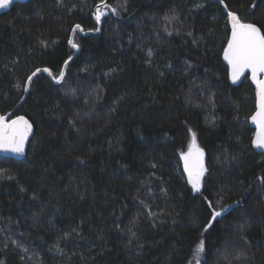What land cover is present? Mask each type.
Returning <instances> with one entry per match:
<instances>
[{"label": "trees", "instance_id": "16d2710c", "mask_svg": "<svg viewBox=\"0 0 264 264\" xmlns=\"http://www.w3.org/2000/svg\"><path fill=\"white\" fill-rule=\"evenodd\" d=\"M104 1L100 34L75 32L63 81L39 73L16 111L35 131L25 157L0 156V264H264L256 87L231 83L223 5ZM224 2L264 25V0ZM100 3L27 0L0 14L1 114L37 68L59 75L75 25L99 28ZM189 129L207 156L199 192L181 155Z\"/></svg>", "mask_w": 264, "mask_h": 264}, {"label": "snow or ice", "instance_id": "6c2138e0", "mask_svg": "<svg viewBox=\"0 0 264 264\" xmlns=\"http://www.w3.org/2000/svg\"><path fill=\"white\" fill-rule=\"evenodd\" d=\"M12 3V0H0V9H6ZM220 3L227 8L224 0ZM256 5L253 4V8ZM110 8L109 5L103 3L97 5L95 11V20L97 23L106 15L103 10ZM113 13L115 8H111ZM228 23L230 24V36L227 39V46L223 49V59L227 62L230 70V75L233 83L238 81L245 72L251 73V79L257 89V106L255 113L251 116L252 122L256 125V133L253 139V144L257 147L264 148V25H259L258 22H248L241 20L240 16L235 12H228ZM79 30L84 31L80 24H76L73 32ZM91 31V29H89ZM95 31H99L96 28ZM68 44L73 48H79V45L69 39ZM151 55V53H149ZM71 60V57H69ZM68 61L64 62L67 67ZM47 73L55 80L56 83H61L65 77V71L62 67L58 76H53L51 68H37L30 76L27 77L24 84V91L29 90V85L33 82V77L37 73ZM32 124L25 116H15L11 118L5 115H0V150L9 151L16 154H23L25 150V142L29 134L32 132ZM191 133V142L188 145L186 152H183L182 158L184 161V171L187 174L188 182L195 192H199L201 188V179L207 171L204 164V150L197 144L196 133L188 130ZM211 208V202H209ZM213 210L211 219L204 231H207L212 226L213 221L220 217L222 212ZM204 251V241L200 240L196 246L195 255L198 257Z\"/></svg>", "mask_w": 264, "mask_h": 264}, {"label": "water", "instance_id": "95a60500", "mask_svg": "<svg viewBox=\"0 0 264 264\" xmlns=\"http://www.w3.org/2000/svg\"><path fill=\"white\" fill-rule=\"evenodd\" d=\"M25 1H27V0H12V3L9 5V7L8 8H6V9H0V14H2V13H4V12H7V11H9V10H11L12 9V7L14 6V4H16L17 2H25ZM214 1H219L220 2V0H214ZM104 4H107V1H104L103 2ZM225 3V2H224ZM101 4V3H100ZM99 4V5H100ZM226 4V3H225ZM223 5V4H222ZM97 7V6H96ZM223 7H224V5H223ZM224 9H225V11H226V13H228V12H233V11H231V10H229L228 9V7L227 8H225L224 7ZM95 11H96V8H95ZM94 18H95V12H94ZM96 21V20H95ZM97 22V21H96ZM98 24V26H99V31H93V30H91V31H89V30H84L83 32H80L79 30H77V31H79L81 34H83V35H86V34H94V35H99L100 34V32H101V26H102V23H101V21L99 22V23H97ZM259 26V25H258ZM74 35H75V32H73V30H72V34H71V38L70 39H73L74 40ZM227 46V45H226ZM74 50H75V54L71 57V60H67L68 61V65L71 63V61H73L78 55H79V53H80V46H79V48L77 49V48H74ZM223 61L227 64V62L223 59ZM68 65H67V67H68ZM67 67H65V66H63V68H64V71H65V73H66V70H67ZM43 68H46V67H43ZM43 68H40V69H43ZM39 73H37V75H38ZM47 74V73H46ZM48 75V74H47ZM229 75H230V70H229ZM54 76V75H53ZM247 76H249V79L252 81V79H251V73L250 72H245V74L243 75V76H241L240 77V79L238 80V81H236L235 83H233V81H232V79H231V75H230V80H231V83L233 84V85H239V84H241L243 81H244V79L247 77ZM36 77V76H35ZM35 77H33V79L35 78ZM51 78H52V76H50ZM261 78H264V77H261ZM52 80L55 82V80L52 78ZM56 83V82H55ZM252 83L255 85V83L252 81ZM29 87H30V85H29ZM255 87H256V85H255ZM29 91V90H28ZM28 91H26L25 92V95H24V97H23V99H22V101L14 108V109H12L10 112H8V113H6V114H1L0 113V115H5V116H8V117H11V118H15V116H25V115H22V114H19V115H16V111H17V109H18V107L20 106V104H22V102L24 101V99L26 98V95L28 94ZM256 93H257V89H256ZM256 106H257V94H256ZM256 111V110H255ZM255 113V112H254ZM253 113V114H254ZM252 114V115H253ZM251 115V116H252ZM26 117V116H25ZM28 120H29V122L32 124V122L30 121V119L28 118V117H26ZM250 125L253 127V129H254V136H255V133H256V130H257V128H256V125L252 122V120H251V117H250ZM32 126H33V124H32ZM34 131H35V128H34V126H33V128H32V132L29 134V136H28V139H27V141L25 142V150H24V153L23 154H16V153H13V152H9V151H3V150H0V156H9V157H14V158H17V159H22L23 157H25V155H26V153H27V149H28V146H29V144H30V141H31V139H32V137H33V135H34ZM254 139V138H253ZM254 145V144H253ZM254 148L257 150V151H259V152H262V153H264V148H261V147H257V146H255L254 145ZM204 164H205V166H206V158H205V155H204ZM186 174V173H185ZM187 175V174H186Z\"/></svg>", "mask_w": 264, "mask_h": 264}, {"label": "rangeland", "instance_id": "374dc122", "mask_svg": "<svg viewBox=\"0 0 264 264\" xmlns=\"http://www.w3.org/2000/svg\"><path fill=\"white\" fill-rule=\"evenodd\" d=\"M105 12H106V10L105 9H103ZM205 153V152H204ZM207 156H206V154H205V158H206Z\"/></svg>", "mask_w": 264, "mask_h": 264}]
</instances>
